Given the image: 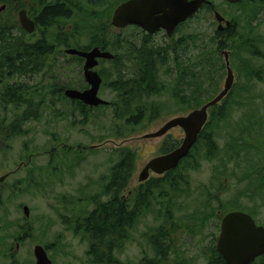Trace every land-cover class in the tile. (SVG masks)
Instances as JSON below:
<instances>
[{
	"label": "rangeland",
	"instance_id": "obj_1",
	"mask_svg": "<svg viewBox=\"0 0 264 264\" xmlns=\"http://www.w3.org/2000/svg\"><path fill=\"white\" fill-rule=\"evenodd\" d=\"M126 1L36 0L31 2L40 5L26 8L38 16L43 5L59 3L71 15L47 29L36 26L33 34L23 31L24 42L45 38L55 53L45 60L44 72L13 82L38 88L43 94L54 84L86 89L84 64L65 53L64 43L75 49L105 41L108 51L121 60L116 65L101 62L96 68L103 80L99 97L109 105L89 108L83 114L69 102L47 94L39 119L25 124L20 136L8 140V125L16 115L21 118L25 108L0 113V178L10 174L0 183L4 200L0 264H36L37 245L45 249L52 264H92L88 255L91 235L82 222L100 204L112 200L107 191L112 169L127 151L136 154L135 171L119 199L131 210L141 192L145 206L139 207L128 234L114 250L112 264H209L226 214L246 213L264 227V0H243L237 5L207 0L232 23V35L218 34L220 23L212 9L205 7L170 41L163 34L148 38L137 28L119 36L108 32L114 11ZM18 13L12 21L20 26ZM8 17L10 12L0 14L3 22ZM164 47L169 52L155 59L168 55L167 64L160 66L162 60L158 61L159 84L165 91L122 115L114 84L138 78V58L146 54L145 48L157 52ZM223 52L231 54L234 84L231 93L209 111L206 133L216 144V154L209 156L201 142L173 174L151 172L142 183L140 176L147 164L163 154L165 144L180 146L185 133L175 128L161 138L145 136L201 109L224 90L228 72ZM198 56L204 57V65ZM153 107L160 112L153 114ZM24 207L30 209L29 217ZM161 229L169 235L164 253L154 239ZM255 264H264V257Z\"/></svg>",
	"mask_w": 264,
	"mask_h": 264
},
{
	"label": "trees",
	"instance_id": "obj_2",
	"mask_svg": "<svg viewBox=\"0 0 264 264\" xmlns=\"http://www.w3.org/2000/svg\"><path fill=\"white\" fill-rule=\"evenodd\" d=\"M25 1L26 0H0V8L6 6L4 12H10L11 15V17H8V22H3L0 19V113L2 112L6 115L11 108L16 109L17 111L21 110L22 107L25 108L21 118L16 115L14 120L8 125L9 132L6 135V140L20 136L25 124L32 120L37 121L39 119V111L47 105L45 101L47 94L69 102L76 106L83 114L89 109V107L83 103L72 101L65 97L64 91L75 88L73 86H59L54 84L48 92L43 94L38 88H32L28 85L13 82L19 77H30L44 72L45 60L49 59V57L55 53L54 48L46 42L45 38L33 44L24 42L22 34L25 33L16 22L12 21V19L15 16V12L26 8L29 9L30 4ZM41 1L42 0H40V2ZM38 5H40V3H38ZM43 7V11L39 19L36 21L38 28L47 29L55 22L61 19H67L71 15L68 10L66 11L64 5H60L59 3L56 6L43 5ZM32 8H34L33 5ZM15 32L18 33L15 35ZM228 32V35L231 36L234 32V28ZM104 42L105 41L95 45L91 44L92 46L83 48L77 47L75 49L89 51L94 47H103L105 50H108V46L106 47ZM180 43H184V40H181ZM63 45L67 47V49H70L67 43H64ZM169 49V47H165L163 51L160 50L156 58H161L163 54L169 52ZM166 57L168 58V55H165L163 60H152V58H149L146 54L142 57L141 53V57L138 58L141 64L138 78L126 82L120 80L118 83L114 84L115 90L119 91L121 97L122 115L129 113L128 110L134 108L133 106L136 103L141 104L143 100L149 99L153 95H159L165 91V86L159 84L160 80L158 79V76L160 73H158V67L168 63ZM73 58L82 62L81 58ZM196 58H198L197 61L201 65H204L203 56H198ZM118 60H121V57L115 55V59L110 61V63L116 65ZM159 60H162L160 66L158 65ZM175 66L177 68L180 67L178 62L175 63ZM212 109L214 110L215 107ZM158 110V108L153 107L152 113L154 114ZM213 117H217L216 112H214ZM206 127L207 124L201 132L198 142L191 153L198 148V144L203 142L207 148V154L209 156L213 153L216 154V144L211 136L207 135ZM177 147V142L165 144L163 154H167ZM191 153L186 159L191 157ZM135 155V153L127 151L122 158V161L112 169V176L107 187L108 193L113 195L112 200L100 204L98 208L82 222L81 227L86 230V233L91 235V246L88 255L92 264L113 263L112 255L114 254V250L117 249V245L123 241L126 234H128L131 225L138 216L139 207L141 206L143 208V206H145V200H143L144 198L142 197L141 192L138 193L135 206L131 210L128 209V205L125 201L119 199L120 193L127 188L135 171ZM184 161L185 159L180 165ZM175 170L167 173L168 176L173 174ZM160 182L161 180H158L156 183ZM262 182H264V178H262ZM172 184L175 185V182ZM3 201V195L0 193V208L3 205ZM154 237V239H156L155 244L157 249L160 253H164L165 246L168 245L166 243L169 238L168 233L161 229L159 234ZM213 255L214 256L210 258L209 264H226L217 249H215Z\"/></svg>",
	"mask_w": 264,
	"mask_h": 264
},
{
	"label": "water",
	"instance_id": "obj_3",
	"mask_svg": "<svg viewBox=\"0 0 264 264\" xmlns=\"http://www.w3.org/2000/svg\"><path fill=\"white\" fill-rule=\"evenodd\" d=\"M224 1L230 4H238L242 0ZM203 4H209V2L206 0H130L116 8L112 17V25L117 29H123L128 25L138 26L148 33L166 30L168 35L172 36L175 29L193 18ZM4 10L5 7H2L0 13ZM18 16L22 29L28 34H33L36 31V26L29 19L28 13L22 10ZM215 18L220 24L225 20L218 12L215 13ZM227 27H232V23L227 22ZM65 53L68 56L86 60L84 77L89 86L83 91L67 89L64 92L65 97L80 101L92 108L108 105V102L99 97L103 80L95 69L99 66V60H113L115 56L100 48H94L90 51L71 48L67 49ZM224 56L228 70L224 90L201 109L195 110L187 116L174 118L158 132L145 136L146 139L161 138L175 128H181L185 133V138L179 147L156 157L147 164L140 176L142 183L149 179L151 172L163 176L177 169L180 163L190 155L207 124L209 109L220 104L233 87L234 73L230 67L229 54L224 53ZM8 177L9 174L0 178V183H3ZM23 210L25 215L29 217L30 209L24 207ZM217 251L226 264H253L258 258L264 256V227L259 226L253 217L246 213L236 211L226 214L221 223ZM34 256L36 264H52L47 252L40 245L34 248Z\"/></svg>",
	"mask_w": 264,
	"mask_h": 264
},
{
	"label": "flooded vegetation",
	"instance_id": "obj_4",
	"mask_svg": "<svg viewBox=\"0 0 264 264\" xmlns=\"http://www.w3.org/2000/svg\"><path fill=\"white\" fill-rule=\"evenodd\" d=\"M31 1H36V0H30L29 1V4L30 5H33V7L35 8V5H37L38 3L37 2H31ZM31 2V3H30ZM205 6L206 7H210L211 9H212V12H214V15H215V13L217 12L216 10H215V8H214V6H213V4L211 3V5H209V4H204L202 7H201V9L199 10V12L200 11H202V10H204L205 9ZM42 11H43V9L41 10V12L38 14V16H34V13H31V12H27L28 13V17H29V19L30 20H32L34 23H35V26H37V24H36V21L39 19V17H40V15H41V13H42ZM219 13V12H218ZM114 14V13H113ZM195 17V16H194ZM193 17V18H194ZM225 18V17H224ZM192 20V18L191 19H189L188 21H186L184 24H182V25H180V26H178L176 29H175V31L173 32V34H172V36H169L168 35V33H167V31L166 30H161V31H159V32H156V33H148L147 31H145V30H143L142 28H140V27H138V26H132V25H128L127 27H125V28H123V29H117L116 27H114L113 25H112V27H110V28H108L109 29V31L108 32H112L115 36H119V34L122 32V31H124V30H127V29H131V28H137V29H139L140 31H143L146 35V37H148V38H150V37H153V36H155V35H157V34H163L164 36H165V38L167 39V41H170V40H172L173 39V37L175 36V34L180 30V29H182L189 21H191ZM227 22H228V20L225 18V20H224V22L222 23V24H218V34L220 35V36H227V34L229 33L228 31H231V30H233V28H234V26L232 25V27H230V28H228L227 27ZM112 23V22H111ZM104 44H105V46L107 47L108 46V44L106 43V42H104ZM219 45H220V48H222L223 46H222V42H220L219 43ZM94 48H100V49H102V50H105L103 47H94ZM93 48V49H94ZM165 48V47H164ZM163 48V49H164ZM162 48H160L159 49V51L161 50ZM90 51V50H89ZM159 51H157V52H155V50H150L149 52H148V50H146V48H145V51L144 52H146V55H148L149 56V58H152V60H155V57L159 54ZM224 53V52H223ZM230 57H231V54L229 55V61H230ZM82 59V62H83V64L85 65V63H86V60L85 59H83V58H81ZM105 61H109V60H99V65H100V63L101 62H105ZM84 65H83V72H84ZM193 67H194V64H193ZM230 67H231V64H230ZM226 69H227V64H226ZM232 69V68H231ZM159 70V69H158ZM233 70V69H232ZM95 71H96V69H95ZM227 72H228V70H227ZM84 74V73H83ZM84 79H85V77H84ZM85 82H86V80H85ZM86 84H87V82H86ZM89 88V86H88V84L86 85V89H88ZM86 89H83V90H86ZM232 89H233V87H232ZM232 89H231V91H232ZM83 90H81L80 89V91H83ZM231 91H230V93H231ZM229 93V94H230ZM162 155H164V154H162Z\"/></svg>",
	"mask_w": 264,
	"mask_h": 264
},
{
	"label": "bare ground",
	"instance_id": "obj_5",
	"mask_svg": "<svg viewBox=\"0 0 264 264\" xmlns=\"http://www.w3.org/2000/svg\"><path fill=\"white\" fill-rule=\"evenodd\" d=\"M23 10H25V9H23Z\"/></svg>",
	"mask_w": 264,
	"mask_h": 264
}]
</instances>
